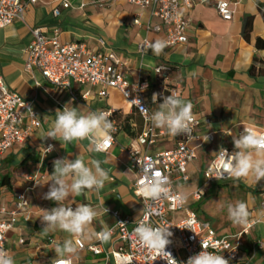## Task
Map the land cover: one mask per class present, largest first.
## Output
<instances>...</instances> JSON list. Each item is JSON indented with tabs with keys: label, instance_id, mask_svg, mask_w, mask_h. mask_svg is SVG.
Listing matches in <instances>:
<instances>
[{
	"label": "crops",
	"instance_id": "obj_1",
	"mask_svg": "<svg viewBox=\"0 0 264 264\" xmlns=\"http://www.w3.org/2000/svg\"><path fill=\"white\" fill-rule=\"evenodd\" d=\"M62 1L35 0L27 5L20 20L0 29V77L9 92L31 103L38 119V127L30 136L23 143L14 145L0 160V209L12 211L20 195L28 202L29 220L20 222L6 235V249L14 256L16 264H50L56 256L54 242L69 238L68 233L59 230L48 235L40 233L43 228L38 218L40 209L57 206L42 198L49 190L51 182H47L51 179L55 159L74 160L81 154L86 162L100 161L101 167L108 171L109 180L99 192L85 191L70 195L64 201L66 206L73 208L80 204H90L101 211L103 207L107 208V214L102 213L89 226L92 232L99 233L105 225L112 229V212H118L131 223L142 214V204L132 192L134 175L129 169L130 151L155 155L174 150L181 140V135L173 137L165 129L152 126L155 136L152 144L141 146L137 139L146 130V123L118 91L110 90L108 97L101 99L94 87L74 84L55 87L37 71L26 70V49L33 29L38 28L47 36L57 30L61 44L84 45L92 52L104 48L111 50L129 82L148 83L146 96L150 111L157 107L152 102L154 92L161 94L157 103H162L163 96L169 95L172 89L191 102L193 116L208 121L198 131H212L214 140L197 148L195 159L187 166L188 183L183 186L188 195L204 186V171L215 157L214 152L221 147L233 152V136L239 135L245 127L264 131V75L257 74L259 69H264V0H238L236 5L232 4L234 0H193L183 9L189 19L186 43L165 47L160 55H154L150 47L144 53L137 50L143 41L151 45L157 39L165 40V27L158 18L150 15V10L119 0H65L68 8L60 5ZM217 1L231 3L234 12L231 21L219 17L215 10ZM55 8L60 12L59 17L52 15ZM248 17L252 20L246 40L242 30ZM134 20H138V24H134ZM154 27L159 30L152 31ZM98 40L104 42V48ZM254 63L256 74L252 76L248 70ZM159 67L166 70L157 75L154 70ZM69 100L73 101L74 107L110 113L108 118L115 131L112 133L113 144L107 151L90 152L88 140L65 144L51 138L42 139L55 119V110ZM48 145H53L54 150L46 153ZM32 176L43 177V180L32 187L29 182ZM218 183L221 182L210 184L209 189L206 187L205 193L212 191L215 185L222 187ZM232 183L239 189L236 200L244 201L249 217L259 220L242 239L243 264H264V251L253 247L256 241L264 242V180L256 186L242 178H233ZM204 198L205 194L194 206L200 205ZM198 216L203 220L209 218L211 222H208L217 231L210 216ZM219 227L221 230L217 234L220 236H233L240 230V226L229 218ZM70 238L73 241L80 239L85 247L98 246L101 250L97 255L86 249L78 250L71 257L72 264H114L111 253L121 246L114 231L107 241L96 237Z\"/></svg>",
	"mask_w": 264,
	"mask_h": 264
},
{
	"label": "built area",
	"instance_id": "obj_2",
	"mask_svg": "<svg viewBox=\"0 0 264 264\" xmlns=\"http://www.w3.org/2000/svg\"><path fill=\"white\" fill-rule=\"evenodd\" d=\"M125 1L139 9L150 10V15L158 18L165 27V40L167 47H174L186 43V29L189 19L183 14V9L188 8L193 0H119ZM35 0H0V29L11 26L20 20L28 4ZM238 0L233 1L236 5ZM60 5L68 8L69 4L63 0ZM80 7H83L81 4ZM215 10L223 21H231L233 10L231 3L217 1ZM54 17H59L60 12L55 8L52 12ZM138 24V20H134ZM159 27L152 28L158 31ZM58 31L55 30L52 36H47L40 29L36 28L30 32L31 41L26 49L25 69L37 71L41 77L55 87H69L70 84L77 86H91L96 88L97 96L101 99L108 97L110 90L118 91L123 100L129 104L146 123V130L138 137L137 141L141 146L150 145L153 142L154 132L150 121L137 106L129 103L139 98L144 108L149 109L146 93L149 85L142 81L131 83L120 70V63L115 54L104 48V42L98 40L104 48L100 52L88 51L84 45L61 44L57 38ZM150 44L143 41L137 47L139 53H144ZM166 69L156 68L155 74L160 75ZM146 86V87H145ZM135 89V90H134ZM143 89V90H141ZM177 94L178 90H170V94ZM128 94V95H127ZM31 103L11 93L6 88L0 77V160L3 159L16 145L23 143L30 134L38 127L36 113L28 111ZM150 110V109H149ZM110 115L109 112H105ZM203 124H208L205 119L194 120L191 124L190 134L181 135L177 147L168 152H161L155 155L142 154L140 151H130L129 169L134 175L132 184L134 196L140 200L143 211L140 218L131 223L122 218L118 212H112L114 225L110 231H114L121 246L111 253L114 264H174L167 257L161 258L160 253L150 251L139 240L134 229L143 219L145 213L150 212L148 223L159 226H171L170 237L172 243L166 247L177 264H186L187 259L202 250V243L208 246V251H215L230 260V264H243L242 260V239L249 235L253 226L259 223L257 219H251L247 225H239L240 230L233 236H220L212 228L210 222L201 219L193 210L194 204L201 201L205 189L214 182L225 183L233 178L224 171L222 162L217 155L204 171V186L188 195L185 203H177L174 199H162L151 201L142 195L141 180L145 179L142 169L151 165L155 171L168 177L170 192L178 194V187L188 183L187 166L195 159V150L204 145L211 144L214 140L212 131L207 130L200 133L198 130ZM252 129L257 135H264V131ZM208 137V140H207ZM112 143L102 152L107 151ZM193 145V146H192ZM228 151V150H227ZM231 153V151H228ZM217 175L224 178L217 180ZM43 177L32 176L29 182L32 187L36 186ZM23 198L24 201H21ZM28 202L24 195L16 198L14 209L6 212L0 209V248L7 251L6 235L15 229L20 222H27ZM97 240H100L97 238ZM77 245L78 250L86 249L92 254H100L98 246L85 247L80 239ZM74 241V242H75ZM22 243V240H19ZM264 242L256 241L253 247L264 251Z\"/></svg>",
	"mask_w": 264,
	"mask_h": 264
},
{
	"label": "clouds",
	"instance_id": "obj_3",
	"mask_svg": "<svg viewBox=\"0 0 264 264\" xmlns=\"http://www.w3.org/2000/svg\"><path fill=\"white\" fill-rule=\"evenodd\" d=\"M165 47H167V41L163 39H157L150 45L154 55L162 54ZM160 95L155 92L152 94V102L157 107L151 111L142 106L139 98L129 103L137 106L153 127L163 128L173 137L190 134L194 120L191 102L173 93L163 96V102L157 103ZM28 111L33 114L30 107ZM54 117L55 119L42 139L51 138L65 144L88 140L90 152H102L113 141L112 133L115 127L104 111L74 107L73 101L69 100L62 108L55 110ZM44 118L47 119V116ZM233 144V152L229 153L221 147L214 154L222 162L223 169L229 177L250 180L256 186L259 181L264 180V135H257L252 129L243 128L239 135L233 136ZM45 149L46 153H49L54 150V146L48 145ZM142 172L145 179L140 183L144 198L154 202L171 198L180 204L187 201L188 194L183 185L179 186L178 194H173L170 192L168 177L162 175L160 171H155L151 165H148L143 167ZM50 176L51 179L47 182H51L49 190L43 194L42 198L55 202L57 206L51 209H40L41 215L38 218L43 224L40 233L48 235L58 230L68 233L69 238H65L63 242H54L53 250L56 256L50 264H72L71 257L77 254L79 241L74 242L70 237L78 236L81 239L96 237L107 241L111 236V231L106 225L99 233L92 232L89 228L93 221L101 217L102 213L107 214V208L103 207L101 211L90 204H80L73 208L66 206L64 201L70 195H80L85 191L99 192L109 180V174L101 167L100 161L91 159L86 162L79 154L74 160L67 157L55 159ZM214 178L219 180L224 177L217 175ZM21 201H24L23 198ZM226 208L228 218L233 224L247 225L250 213L244 201L228 203ZM150 214V212L145 213L143 219L137 224L134 229L136 235L147 249L159 252L161 258L167 257L177 264L171 253L165 250L172 243L171 226L165 227L146 222ZM201 246L202 250L198 254L191 255L186 264H230V260L223 255L208 251L207 245L202 243ZM0 264H16V260L10 252L0 248Z\"/></svg>",
	"mask_w": 264,
	"mask_h": 264
},
{
	"label": "rangeland",
	"instance_id": "obj_4",
	"mask_svg": "<svg viewBox=\"0 0 264 264\" xmlns=\"http://www.w3.org/2000/svg\"><path fill=\"white\" fill-rule=\"evenodd\" d=\"M218 184H222V187L215 185L216 187L214 186L212 191H209L207 194L205 193V198L202 200L200 205L198 204L193 206V210L200 216L205 217L208 215L213 219L212 224L215 225L214 227H216V232L221 230L219 226H221L223 222L228 219L226 205L228 203L234 204V201L239 196V189L233 185L232 180ZM209 186L207 189H209ZM208 219L207 221H210V219Z\"/></svg>",
	"mask_w": 264,
	"mask_h": 264
},
{
	"label": "trees",
	"instance_id": "obj_5",
	"mask_svg": "<svg viewBox=\"0 0 264 264\" xmlns=\"http://www.w3.org/2000/svg\"><path fill=\"white\" fill-rule=\"evenodd\" d=\"M251 20H252V17H248V18H246V20L244 21V24H243L242 36L246 40H248L249 33L251 31ZM256 63H257V61H256ZM256 63H254L248 70V73L252 76H254L256 74V65H255ZM257 74L258 75H264V69H259L257 71Z\"/></svg>",
	"mask_w": 264,
	"mask_h": 264
}]
</instances>
